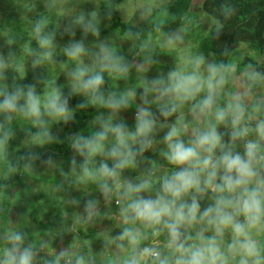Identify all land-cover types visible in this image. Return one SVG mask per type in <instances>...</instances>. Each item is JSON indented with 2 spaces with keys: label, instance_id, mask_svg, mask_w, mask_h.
Masks as SVG:
<instances>
[{
  "label": "clouds",
  "instance_id": "9594fccd",
  "mask_svg": "<svg viewBox=\"0 0 264 264\" xmlns=\"http://www.w3.org/2000/svg\"><path fill=\"white\" fill-rule=\"evenodd\" d=\"M50 25L48 15L40 16L21 55L0 56V161L7 162L20 128L27 150L21 159L30 172L40 158L35 149L58 139L53 126L68 125L77 110L93 108L86 132L66 137L72 156L61 177L76 188L94 186L105 201L115 199L122 227L105 239L124 253L122 264H264V99L247 102L264 75L249 71L245 90L229 91L233 66L196 55L150 79L138 66L137 85L107 89L109 78L128 80L133 65L108 38H99L97 12H79L60 33ZM58 35L68 38L61 43ZM180 39L168 36L161 46ZM141 47L150 49V39ZM26 61L32 83L23 82ZM151 63L146 55L144 64ZM45 66L52 70L41 77L36 70ZM56 67L65 85L57 83ZM73 97L81 99L71 106ZM129 109L131 122L124 115ZM9 169L16 170L11 164ZM137 169L142 175H130ZM99 204L84 202L83 223L95 218ZM160 237L163 250H150ZM3 241L0 264H93L71 249L39 257L21 231L8 230Z\"/></svg>",
  "mask_w": 264,
  "mask_h": 264
},
{
  "label": "rangeland",
  "instance_id": "374dc122",
  "mask_svg": "<svg viewBox=\"0 0 264 264\" xmlns=\"http://www.w3.org/2000/svg\"><path fill=\"white\" fill-rule=\"evenodd\" d=\"M89 1L92 2L94 0ZM170 1L171 0H124V2L119 5L118 9L121 17L126 21L137 25L142 24L146 20L148 23H155L162 19L164 14L155 13L156 15H154L153 12L161 9V7ZM201 1L202 0H195L193 5V10L195 12L199 13L202 11V6L200 5ZM136 4H145L148 6L135 9L129 7L130 5ZM73 8L80 12L96 11L100 26L106 21L103 14H100L98 10L90 8H87L89 10L86 8L78 9V7ZM66 9L67 8H64V10ZM73 12L75 11H72L71 15ZM201 16L202 17L197 21L203 23L205 26L201 31H207L206 29L210 26L211 21L205 15ZM109 31L110 32L104 34L100 32L99 38H108L118 51L127 53L132 47L131 44L129 45L128 39L118 30L111 29ZM197 32L199 31L197 30ZM25 35L28 37V33ZM168 36H179L181 39L175 46L162 47L161 44ZM93 39L94 38L89 37V42ZM149 39L151 41L150 49L144 48L138 52L130 62L133 68L130 72L129 79H113L110 89L119 90L137 85V77L140 75L136 71L138 66H142L146 69L143 75L150 79L153 75L163 73L170 67L184 63L186 57L190 58L196 55H203L197 46L196 39L189 36L185 26L160 30L159 32L154 30L145 31L143 44L148 42ZM28 41L29 39L27 42ZM34 42L35 41H32L31 44ZM34 46L35 45H33V47ZM146 55L152 57L153 63L144 64V57ZM204 58L206 62L218 63L214 57ZM58 59H63V57H59ZM51 70V66H45L37 69L36 72L39 76L46 77ZM249 71L256 70L239 72L236 70V67L233 66V71L229 74L231 79L225 87L233 92L244 91L247 81L246 74ZM55 74L59 85H65L67 83L63 72H61L58 67L55 68ZM10 78L9 80H11ZM139 90L140 89H138V91ZM262 99H264V80L260 82L258 87L252 89L247 102L252 104ZM222 102L223 94L221 96V103ZM131 111L132 110L129 109L124 113V115L128 117L129 122H131ZM94 115L95 109L91 108V118L81 131L86 132L91 125ZM185 119H188L187 113H185ZM189 123L191 126V122ZM53 132L58 137L56 141L63 140L64 134L59 127L53 126ZM46 146L47 145H44L35 149L37 152L42 151V154L39 159L32 162L31 171H28V173L23 176L22 180L0 191V246H3V236L8 230H17L25 234L26 244L30 243L39 249L38 255L43 258L51 259L61 250L71 249L74 254H84L91 257L93 264H113L115 258L118 259V264H122L125 258L124 253H120L114 245L108 246L105 239L106 237L115 236L122 227V221L115 199L113 198L105 201L100 197L99 193L95 191L94 186L76 188L64 183L61 177V170L65 172L68 171V165L72 155H54L49 150L45 149ZM25 150L24 133L20 128H17L16 134L10 141L7 149V162L0 161V175L6 172L7 174H12L13 171L9 169V164L14 167L17 157ZM151 155L154 160L159 159L155 154ZM49 160H51L50 164L48 163ZM42 175H44V178L53 176L55 179L46 180L41 178ZM130 175H142V172L140 169H137L136 172ZM88 199H99L100 204L96 210L97 215L95 218L85 224L83 223L84 202ZM2 214L5 216L3 217ZM79 229L86 232L94 230V234L87 236L85 241L90 248H94V245H98V249L100 250L98 252V259L94 258L88 250H85L81 240L83 236H79L76 232ZM225 239H227V237ZM41 243H43L45 247L41 248ZM150 244L155 247H160L163 250V237H160L157 242Z\"/></svg>",
  "mask_w": 264,
  "mask_h": 264
},
{
  "label": "trees",
  "instance_id": "16d2710c",
  "mask_svg": "<svg viewBox=\"0 0 264 264\" xmlns=\"http://www.w3.org/2000/svg\"><path fill=\"white\" fill-rule=\"evenodd\" d=\"M123 2L124 0H94L92 2L89 0H0V56L8 58L10 53H14L19 57L23 47L28 43L29 36L26 37L25 34L28 33L30 25L42 15H48L51 21L50 26L55 27L58 33L62 32L72 17L80 12L73 8L78 7V9H95L103 14L106 21L100 26L101 33H108L111 29L118 30L128 39L129 45H132L131 49L127 53L119 52L129 62L142 50L145 31L185 26L189 36L196 39L197 46L204 57H214L218 63L233 65L239 72L254 69L264 75V0H202L201 4L199 3L202 11L199 13L193 10L195 0H171L161 9L153 12L154 15L155 13L164 14L162 19L155 23H148L146 20L140 25L121 17L118 7ZM64 8H67V11ZM58 9L64 14L57 15ZM72 11L75 12L71 15ZM201 15H205L211 21L207 31H201L205 26L197 21L202 17ZM128 33L132 36L127 35ZM10 38L13 40L12 44L8 43ZM67 38L64 36L61 39L60 35L57 36L61 43ZM31 45H35V42ZM5 75L9 80L13 73L9 70ZM32 77L30 62L26 61V79L23 82H34ZM112 81L113 79H108L105 85L107 89H110ZM79 99L81 98L73 97L70 104L74 106ZM90 118L91 108L77 110L74 122L56 126L63 131V140L48 144L45 149L54 155H72L66 137L82 130ZM26 151L17 157L14 164L16 170L12 174L0 175V191L22 180L28 173L24 168L25 161L21 159ZM35 152L39 154V157L42 154V151ZM41 178H44V175ZM53 178L55 179L53 176H48L44 179L53 180ZM2 216L5 215L2 214ZM76 232L79 236H83L81 240L85 250L98 259L100 251L98 245L90 248L85 241L87 236L94 234V230L86 232L79 229ZM259 239L264 241V236ZM118 262L115 258L113 264Z\"/></svg>",
  "mask_w": 264,
  "mask_h": 264
},
{
  "label": "water",
  "instance_id": "95a60500",
  "mask_svg": "<svg viewBox=\"0 0 264 264\" xmlns=\"http://www.w3.org/2000/svg\"><path fill=\"white\" fill-rule=\"evenodd\" d=\"M149 248H150V250H151V249H153V248H155V247L151 244V245H149Z\"/></svg>",
  "mask_w": 264,
  "mask_h": 264
}]
</instances>
